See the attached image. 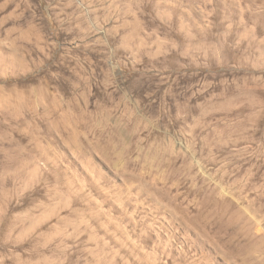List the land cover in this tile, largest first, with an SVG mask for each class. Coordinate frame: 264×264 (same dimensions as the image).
Returning a JSON list of instances; mask_svg holds the SVG:
<instances>
[{"label": "rangeland", "instance_id": "obj_1", "mask_svg": "<svg viewBox=\"0 0 264 264\" xmlns=\"http://www.w3.org/2000/svg\"><path fill=\"white\" fill-rule=\"evenodd\" d=\"M0 264H264V0H0Z\"/></svg>", "mask_w": 264, "mask_h": 264}]
</instances>
